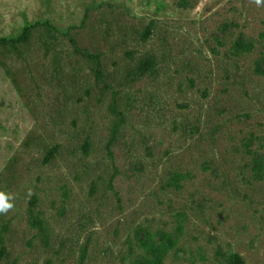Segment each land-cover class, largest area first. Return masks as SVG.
Returning a JSON list of instances; mask_svg holds the SVG:
<instances>
[{
  "label": "rangeland",
  "instance_id": "374dc122",
  "mask_svg": "<svg viewBox=\"0 0 264 264\" xmlns=\"http://www.w3.org/2000/svg\"><path fill=\"white\" fill-rule=\"evenodd\" d=\"M38 23L0 44V264H264V5L0 0Z\"/></svg>",
  "mask_w": 264,
  "mask_h": 264
},
{
  "label": "trees",
  "instance_id": "16d2710c",
  "mask_svg": "<svg viewBox=\"0 0 264 264\" xmlns=\"http://www.w3.org/2000/svg\"><path fill=\"white\" fill-rule=\"evenodd\" d=\"M39 26H44V25L38 23V24H35L33 26L27 27V28H25L24 33L20 37H18L16 39L15 38H12V39L2 38V39H0V44L3 45V46H6V47H11V46L19 45V44H22V43H26L28 38H29V35H30L31 31L33 29L38 28ZM90 58L97 65L96 74L101 78L103 73H102V70H101L102 68H101L100 56L99 55H94V56H90ZM228 264H242V262H241L239 257L232 256L229 259Z\"/></svg>",
  "mask_w": 264,
  "mask_h": 264
},
{
  "label": "clouds",
  "instance_id": "9594fccd",
  "mask_svg": "<svg viewBox=\"0 0 264 264\" xmlns=\"http://www.w3.org/2000/svg\"><path fill=\"white\" fill-rule=\"evenodd\" d=\"M257 6L264 5V0H253ZM15 196L13 193L0 189V215H7L13 208Z\"/></svg>",
  "mask_w": 264,
  "mask_h": 264
}]
</instances>
